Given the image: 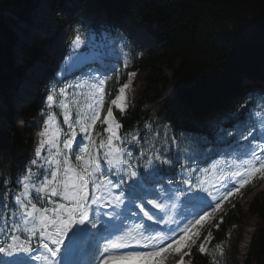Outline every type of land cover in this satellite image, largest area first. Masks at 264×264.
<instances>
[{
	"label": "snow or ice",
	"instance_id": "6c2138e0",
	"mask_svg": "<svg viewBox=\"0 0 264 264\" xmlns=\"http://www.w3.org/2000/svg\"><path fill=\"white\" fill-rule=\"evenodd\" d=\"M83 27L72 29L66 61L57 72L83 75L50 88L45 98L48 109L61 110L60 117L55 111L42 113L46 119L35 157L16 178V187L9 176L0 178L5 222L0 264H166L173 253L181 254L178 264H190L185 257L192 256L193 247L210 264H219L224 242L211 251L207 247L214 240L212 228L218 230L224 220L216 214L230 197L264 178V91L250 93L237 112L218 120L211 139L192 135L185 152L181 141L166 133H154L164 138L158 148L147 138V123L144 135L135 128L121 135L123 124L113 108L123 119L137 73H127L101 119L111 73L117 65L126 69L130 58L109 39L111 31ZM98 47L102 50L91 51ZM94 62L100 67L93 68ZM241 109L248 110L245 121L238 118ZM230 117H237L233 129L220 127ZM247 120L251 126L241 130ZM98 122L102 133L95 131ZM209 153H215V161L200 168ZM178 212L182 224L174 219ZM202 230L207 235L201 241Z\"/></svg>",
	"mask_w": 264,
	"mask_h": 264
},
{
	"label": "trees",
	"instance_id": "16d2710c",
	"mask_svg": "<svg viewBox=\"0 0 264 264\" xmlns=\"http://www.w3.org/2000/svg\"><path fill=\"white\" fill-rule=\"evenodd\" d=\"M60 1L58 0L59 7ZM31 2L33 0H0V9L11 3L27 8ZM82 2L89 7V11L77 6L71 15L75 21H81L82 16V22L88 28L98 25L94 17L96 11H106L109 21L113 23L129 14L134 21L146 24L159 40V51L139 56L136 43L129 37V65L126 69L117 65V72L111 73L113 79L107 85L109 98L117 95L119 86L128 78L127 73L136 69L148 71L146 87L132 99L131 107L123 119L118 113L124 131L143 127L152 115L154 104L170 84L162 67L171 71L175 81L183 83L179 94L186 108L173 111L172 105L168 104L164 106L161 115L171 118L176 129L185 127L206 134L209 138H212L216 130L219 120L217 116H221L213 111L218 109L237 112L239 105L256 90L252 83L245 82V75L251 78L264 75V0ZM16 39V33L9 24L0 20V88L11 89L20 80L23 72L24 66L16 65L13 58ZM41 48V45L33 44L29 54L39 55ZM54 82L63 84V80L57 77ZM3 119L10 130L0 127V155L6 162H11L19 155H24L28 147L13 137V115L8 112ZM3 191L0 183V193ZM249 208L260 216V221L246 264H261L264 257V194L258 195ZM223 216L224 220L219 229L212 228L214 240L210 251L221 242L228 247L229 239L236 234L244 217V209L238 202ZM217 259L221 264H235L228 251L222 257L217 255ZM186 260L193 264H206L210 261L204 254H199L196 248Z\"/></svg>",
	"mask_w": 264,
	"mask_h": 264
},
{
	"label": "rangeland",
	"instance_id": "374dc122",
	"mask_svg": "<svg viewBox=\"0 0 264 264\" xmlns=\"http://www.w3.org/2000/svg\"><path fill=\"white\" fill-rule=\"evenodd\" d=\"M38 1V0H37ZM43 1V0H42ZM41 0H39L38 2H42ZM75 1H77L79 3V0H71L69 2H66V5L68 7L67 9V12L66 13H58L61 14V19L65 22H68L66 28L70 27L71 30L68 34V38L66 39V41L70 40L72 41L73 39V31L72 29L77 25V24H82L81 21H76V23L73 21V20H70V14H71V2L75 3ZM34 2V1H33ZM81 5H83L82 7L85 8L86 10H88V6L86 4H84L83 2L80 3ZM50 6V5H49ZM36 7V6H35ZM4 8H8V9H11L12 12H15V11H18V10H22V7H17L15 6L14 4H8L6 5ZM4 8L3 9H0V16H4ZM39 7H36L34 13L37 11ZM15 10V11H13ZM29 9L27 10V14L29 13ZM8 13H9V10H8ZM33 13V14H34ZM6 17H5V22L9 21V19L7 18L8 17V14L5 13ZM33 14L31 15L32 16V19H33ZM7 19V20H6ZM95 19L97 20L98 22V27L96 28H91V29H95L97 31H103L105 29L111 31L113 33V36L112 37H109V39H115L119 42V45H120V49L126 53V48H125V39H120V37H122L118 31L119 29H124L126 33L128 32H131L132 33V36L134 38V33L132 32V30L130 31V29L128 28H133L132 26V18L131 16L129 15H126L122 18L119 19V21H117L115 24L111 23L109 21V18H108V15L106 12H99V11H96L95 12ZM27 22V21H26ZM24 22V23H26ZM137 24L140 26V34L139 36L141 37H144L143 40L146 41V43H148V45L145 43V45L142 43V42H138L136 41L138 47H139V52H140V55H149L151 51H156L159 49V45L155 44L154 41H152V38H149L145 33H146V30H144L141 25V23L137 22ZM83 25V24H82ZM158 24L155 25V27H157ZM127 27V28H126ZM12 28V27H10ZM14 28V26H13ZM82 31H87V29H82ZM56 32V31H54ZM126 34H123V36H125ZM57 38V36H56ZM56 38H53V39H56ZM153 44H152V43ZM48 46H45V49H47ZM65 53L62 51L61 53L57 54L56 57H57V64H55V73H57L59 71V69L62 67L63 63L66 61V57H67V54H68V45H66V42H65ZM102 49L100 47L96 48V49H91V51L93 52H99L101 51ZM106 51V49H104ZM13 58H14V55H13ZM59 59H62V61L64 62H61L60 64L61 65H58V60ZM39 60H37L36 62H38ZM14 62L15 64L17 65V63H19V61H16L15 58H14ZM93 64H96V65H93V68H96V67H100L99 63L97 62H94ZM162 69L164 70L165 74L167 77H169V79L171 80V72L167 69V67H162ZM76 71H79V70H76ZM137 75L135 76V78L133 79V83L132 85L130 86V89H129V95H128V102L130 103V100L133 96L139 94L140 91H142L145 87H146V75L148 74L147 71H144V70H134ZM133 72V71H132ZM83 74L79 71L77 72V74L75 75V77L73 78L74 81L73 83L82 76ZM47 81L49 80L48 76H47ZM46 82V81H45ZM261 85H263L262 82H260ZM179 86L180 84L179 83H176V82H171V85L166 89L165 91V94L163 96L162 99H160L155 105H154V112H155V119H157L159 116L158 114L161 112V110L163 109V107L165 105H167V103H170V105H172L173 107V110L177 111L179 108L182 109L183 108V105L181 104L180 102V97L178 94H174L175 93V88L177 86ZM176 86V87H175ZM48 86L44 87L43 89V92L41 93V95L39 96L37 102H36V105H37V108L35 110H33L27 117H26V120L27 122H25L23 120V118H18L16 116V111L13 109L14 113H15V117H16V127H17V130L13 133V137L15 140L19 141V142H23L25 143L27 146H29V152L26 154L25 157H22L20 159H17V161H13L9 164H7L4 160V158L2 156H0V171L1 169L4 167V170H3V176H9L12 180V187L15 188L16 185H15V180L17 177L21 176L25 170L30 167V161L35 157V152L37 150V147H38V141L40 139V137L38 136V133L40 132L42 126H43V123H44V120L46 119V116L43 115L42 113H46V112H49V111H57L55 108L58 109V111L61 113V110L58 108V107H54L52 109H48L47 107V102H46V95L48 94ZM4 93L7 94L8 92H12V89H7L5 88L4 89ZM48 91V92H47ZM59 101V97L57 98V103ZM20 105V104H18ZM110 103H104V108L102 109L101 111V119L104 118V116L106 115L107 113V108L109 107ZM115 108V107H114ZM113 108V109H114ZM9 108L7 106V104L5 103V99H4V94H1L0 95V115L1 114H4L5 111H7ZM39 116H43V122H42V125L40 128L37 129V126H38V118ZM23 117V116H22ZM154 119V120H155ZM99 123V122H98ZM149 125H151V131H148L147 133V138H152L153 139V142L156 144V146L159 148L160 145L164 142V138H162V135L160 134H163V133H166L167 136H173L175 135L176 138L178 140L181 141L179 147L181 149V152H185L188 150L189 148V145L191 144L190 143V137L192 135H194V133L192 131H189V130H186V129H179V130H175L174 129V123L172 122V119L171 118H168L166 121L165 120H162L161 123L159 124H154L153 122L149 123ZM0 126H2L0 124ZM121 132V130H120ZM154 133H160V134H154ZM143 134H145V130H143ZM122 135V134H121ZM77 139H79V136L77 137ZM75 147V145H74ZM216 159V155L215 153H213L212 155L206 157L204 159V163H201L199 164V167L200 168H206V167H210L211 163L213 161H215ZM211 171V170H210ZM215 178V174H211L208 176V179L210 181L214 180ZM262 182H259V183H256V181H253L252 184L250 185H247L245 188H243L241 190V193L240 194H237V195H234L233 197H230L229 198V201L225 202L224 205L222 206L223 207V210L227 209L229 207L230 204H233L235 202V200L241 198V202L244 206H247L248 203L252 202L254 200V198L257 196V195H260V194H263L264 193V184L262 185L261 184ZM232 201L230 204L229 202ZM229 204V205H228ZM179 213V212H178ZM178 220H181V217L180 215L177 217ZM244 220H247L249 221L250 223L249 224H257L258 221H259V217L253 215L252 213H249V212H246V215L244 217ZM181 223H183V221L181 220ZM244 223V222H243ZM241 223V226L239 227L238 229V234L242 236V232L246 231L248 227H245L243 226L244 224ZM247 223V222H246ZM248 224V225H249ZM254 228V227H253ZM3 229V228H1ZM249 233V232H248ZM254 233V229H252L250 231V238L252 237V234ZM229 250H230V253L231 255H233L234 259H235V262H237L238 264H245L248 260V250L245 251V252H240L239 249H238V240L236 238H233L232 241H230V244H229ZM241 254V255H240ZM179 256V253H177V257ZM173 258V256H172ZM170 263V262H169ZM167 263V264H169Z\"/></svg>",
	"mask_w": 264,
	"mask_h": 264
},
{
	"label": "bare ground",
	"instance_id": "6f19581e",
	"mask_svg": "<svg viewBox=\"0 0 264 264\" xmlns=\"http://www.w3.org/2000/svg\"><path fill=\"white\" fill-rule=\"evenodd\" d=\"M132 22V21H131ZM132 24V26L134 25L133 24V22L131 23ZM137 27V29L139 30V34L141 33L140 32V26H136ZM127 28V27H126ZM133 28H134V26H133ZM144 30H146V35L149 37V38H152V36L148 33V31H147V29H145L144 27H142ZM58 35V32H54L53 31V36H52V39L53 38H56V36ZM141 37V36H140ZM145 37V36H144ZM144 37H142V40H143V38ZM144 41V40H143ZM152 41H153V38H152ZM66 42V45H68V47H69V45H70V43H71V41L70 40H68V41H65ZM145 43H146V41H144L143 42V44L145 45ZM152 43V42H151ZM147 45H148V43H146ZM153 44V43H152ZM69 50V49H68ZM14 54H16V53H14ZM64 64V63H63ZM31 85H32V83H30V85L27 87V88H29V87H31ZM128 95H129V90H127V97H128ZM130 104V103H129ZM264 187V186H263ZM244 220V219H243ZM244 222V223H243ZM242 223L244 224L243 226H245V227H248V224L250 223L249 221H247V220H244ZM247 222V223H246ZM247 231V230H246ZM251 231V230H250ZM250 231H249V233H250ZM245 232V231H244ZM254 234V233H253ZM252 234V235H253ZM249 236H250V234H249ZM249 239H250V237H249ZM247 245V249L249 248V245H248V243L246 244ZM184 251V250H183ZM180 255V254H179ZM177 256V255H176Z\"/></svg>",
	"mask_w": 264,
	"mask_h": 264
},
{
	"label": "water",
	"instance_id": "95a60500",
	"mask_svg": "<svg viewBox=\"0 0 264 264\" xmlns=\"http://www.w3.org/2000/svg\"><path fill=\"white\" fill-rule=\"evenodd\" d=\"M210 264V263H209ZM262 264H264V259H263V261H262Z\"/></svg>",
	"mask_w": 264,
	"mask_h": 264
}]
</instances>
